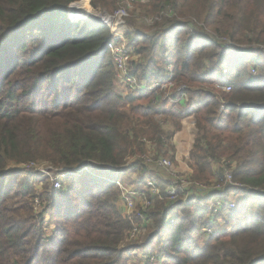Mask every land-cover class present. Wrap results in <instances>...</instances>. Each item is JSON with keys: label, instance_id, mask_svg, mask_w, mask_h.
Wrapping results in <instances>:
<instances>
[{"label": "trees", "instance_id": "trees-1", "mask_svg": "<svg viewBox=\"0 0 264 264\" xmlns=\"http://www.w3.org/2000/svg\"><path fill=\"white\" fill-rule=\"evenodd\" d=\"M78 1L0 0V264H127L141 256L144 264H264V0L142 5L154 24L127 28L129 73L150 85L172 66L188 96L175 107L159 91L118 92L112 34L92 17L72 21L68 8ZM87 1L110 15L122 7ZM186 120L194 129L191 181L222 182L221 164L230 163L234 184L208 196L235 202L223 226L198 204L200 194L188 189L173 200L164 182L150 208L128 215L110 180L136 164L145 183L148 142L157 159L175 161L173 140ZM32 164L83 175L51 190L52 178ZM135 226L142 232L132 240Z\"/></svg>", "mask_w": 264, "mask_h": 264}, {"label": "built area", "instance_id": "built-area-1", "mask_svg": "<svg viewBox=\"0 0 264 264\" xmlns=\"http://www.w3.org/2000/svg\"><path fill=\"white\" fill-rule=\"evenodd\" d=\"M119 15H125L124 12H120L117 17L119 19ZM153 22V19L145 20V22L148 24ZM111 27V26H109ZM112 34V40L107 44V49L110 52V55L112 56V60L115 63L116 66V81L120 83L127 93H132L133 95H139L143 92H161L162 100L167 102L170 106H179L182 103L187 102L188 96L186 94V86L184 84H177L173 80V70L172 66L168 67V69L165 72L164 79H161L160 81L153 82L152 84L148 85L146 83L138 82L135 78H133L129 73V53L128 50L125 49V47L120 44L121 37H116L115 33ZM253 74H257L254 70L252 71ZM166 78V79H165ZM224 91H230V87H222L221 88ZM221 111H223V107H221ZM186 126V123H183V128ZM175 135L173 144L175 146V161H172V159L169 156H164L162 154V157H159L157 159V154L155 150V146H153L150 142L147 143L148 146V152L141 156L140 158L144 162V164L149 165L150 170L148 171V175L146 176L144 182L142 185L139 183V168L136 166V164L132 165V170L129 172L131 175L132 173H135V178L131 179V182L126 183L123 180H114L113 183L117 186L122 198L121 202L124 204V209L126 210V213L128 215L133 214L135 209L139 208L141 206L143 209H148L152 206L151 200L155 196H158L160 193L159 185L164 182L165 183V192L166 194L170 195L171 199H177L180 194L185 193L186 190H192L195 191V193L200 194L204 201L203 203H206L207 200L210 199L209 194L212 191L215 190H222L225 185H232L233 183V173L232 170L229 168L230 163L223 161L221 166L224 169L223 173V181L222 182H216L214 184L210 185H203L197 182H193L190 180L189 174L191 173V169L188 166V159L189 154L191 150L187 147V152L183 154L185 157L184 162L186 163L189 171H184L186 174L183 175H176L175 174V168H177V159L179 156V151L177 150V142ZM34 168H36V171L39 175H42L44 177L52 178L53 174H55V170L51 167H44V165H34L32 164ZM78 173L80 171H77ZM76 173V172H75ZM70 174L69 172L66 173V171H60L59 175L53 179V189L60 190L63 187V182L61 180L62 177L67 176ZM130 178V177H129ZM136 182L138 185H133V182ZM130 184V186H129ZM147 191L151 198L149 199L145 192ZM187 196H185L184 200ZM207 198V199H206ZM212 208L208 206V204L204 205L202 202H198L202 207H205L210 210L212 213L213 218L218 217L219 220L222 221V226L224 225L223 220L221 219V216L227 212H225V209L228 210H236V204L233 202L232 197L231 202L229 204H226V207L224 203L219 199H210ZM35 206L38 208L40 206V202L38 200L35 201ZM179 215L173 216L176 218ZM220 223V222H219ZM220 225V224H219ZM221 226V225H220ZM142 230L135 226L134 229L131 232L130 239L136 240ZM203 232L208 235H214L219 232H222V228H219L218 230L214 231L212 228H206L203 229ZM142 259L146 260L144 256H141ZM155 258H151L150 262H155Z\"/></svg>", "mask_w": 264, "mask_h": 264}, {"label": "rangeland", "instance_id": "rangeland-1", "mask_svg": "<svg viewBox=\"0 0 264 264\" xmlns=\"http://www.w3.org/2000/svg\"><path fill=\"white\" fill-rule=\"evenodd\" d=\"M82 1V0H81ZM81 1H78L79 3ZM88 5V7L90 8V12H94V13H99V14H103L105 13L106 11H102V10H95V9H92L90 7V5L88 4V1L85 0ZM150 0H122V7L121 9H119V11L115 12L113 15L111 16H114V20L111 24V27L107 26L110 30L111 33H115L116 37H121V42L120 44H122L125 49H127V39L125 38V33L127 31V28H129V26H132L131 24H137V25H146L147 27L149 28H152L153 27V24H154V21L152 23H149L148 21V24H142L143 21L140 20V16L142 17V15L144 14L145 12V9L142 10V5H146L147 2H149ZM148 4V3H147ZM120 12H124L125 15H119V19L117 17V15L120 13ZM107 13V12H106ZM92 14V13H91ZM109 14V13H108ZM167 14V13H166ZM144 20H149V19H152V18H145V17H142ZM105 20V18H103ZM72 20V19H71ZM80 20V19H79ZM85 20V19H83ZM77 21V20H76ZM104 24V23H103ZM141 28V27H140ZM33 48L32 47H29L27 52H30ZM112 57V56H111ZM113 59V58H112ZM8 61H12V55L9 54V57H8ZM93 64H91V67L90 69L92 68ZM119 84V83H118ZM118 92H122V94H125L122 90H118ZM227 92V91H226ZM229 92V91H228ZM186 126L178 133H176V137H177V140H178V144L180 146V152H182L183 154H185L187 152V147L191 146L192 145V139H191V134H192V131L194 130L193 129V122L192 120L190 122H188L186 120ZM182 132V133H181ZM176 151V150H175ZM182 159L184 160L185 157L183 156ZM175 174L176 175H183V174H186L184 171H181V169H176L175 168ZM55 175L53 176V179H55V177L57 175H59V172H54ZM192 174V171L191 173ZM189 174V175H190ZM83 174H79L78 172L76 173H72V174H68L67 176L65 177H62L61 180L63 182V186L65 187L66 183H70L69 179H73V178H80ZM53 179L51 180L50 184L48 185V187L52 190L53 188ZM111 182L113 180H123V177H121L120 175H118V173H115L112 177H111ZM126 183H129L130 181L126 178L124 180ZM217 181H212L211 184H214L216 183ZM130 186V184H129ZM229 199H231V197H229ZM204 205L208 204V206L210 208H212V205H211V200H207L206 203H203ZM122 207H124V204L122 203ZM179 216L181 217V214H179ZM221 226H222V221L219 220ZM142 252H145V251H142ZM127 264H144V259L142 258H133L131 260L128 261ZM151 264H159L158 262H151Z\"/></svg>", "mask_w": 264, "mask_h": 264}, {"label": "water", "instance_id": "water-1", "mask_svg": "<svg viewBox=\"0 0 264 264\" xmlns=\"http://www.w3.org/2000/svg\"><path fill=\"white\" fill-rule=\"evenodd\" d=\"M82 2H85V0H82L80 3ZM79 2H75L73 3L69 8V12H70V17L72 19V21H76V20H79V19H87L89 17H92L94 18L96 21H99L101 23H104L105 25L107 26H111L113 20H114V16H111L110 14L108 13H103V14H99V13H85L83 14L82 12H80L78 9L75 8V6L77 4H80ZM105 18V20L103 19ZM111 23V24H110ZM116 171L120 172V170L118 169H115ZM67 173V172H66Z\"/></svg>", "mask_w": 264, "mask_h": 264}, {"label": "crops", "instance_id": "crops-1", "mask_svg": "<svg viewBox=\"0 0 264 264\" xmlns=\"http://www.w3.org/2000/svg\"><path fill=\"white\" fill-rule=\"evenodd\" d=\"M116 86H117V89L119 90H122L125 94L127 93L126 92V90L124 89V87L119 83L118 84V82L116 83ZM120 93H122V92H120ZM182 133V132H181ZM191 139H192V135H191ZM193 141V140H192ZM176 142H177V150L179 151V156H178V159L176 160L177 161V164H176V166H177V168H179V169H181V171H189V169H188V167H187V165H186V163L184 162V160L182 159V157H183V154H182V152H180V146H179V144H178V140L176 139ZM189 148H190V146H189ZM130 177V178H129ZM128 179L130 182H131V179H134L135 178V173H132L131 172V175L129 174V173H127V174H125V175H123V179ZM138 185L135 181L133 182V185ZM120 206L122 207V202H120Z\"/></svg>", "mask_w": 264, "mask_h": 264}, {"label": "bare ground", "instance_id": "bare-ground-1", "mask_svg": "<svg viewBox=\"0 0 264 264\" xmlns=\"http://www.w3.org/2000/svg\"><path fill=\"white\" fill-rule=\"evenodd\" d=\"M87 3V2H86ZM85 2H82L80 4H77L75 6L76 9H78L80 12H82L83 14L85 13H94V12H90V8L88 7V5Z\"/></svg>", "mask_w": 264, "mask_h": 264}, {"label": "clouds", "instance_id": "clouds-1", "mask_svg": "<svg viewBox=\"0 0 264 264\" xmlns=\"http://www.w3.org/2000/svg\"><path fill=\"white\" fill-rule=\"evenodd\" d=\"M75 173V172H74ZM70 174H72V173H70Z\"/></svg>", "mask_w": 264, "mask_h": 264}]
</instances>
